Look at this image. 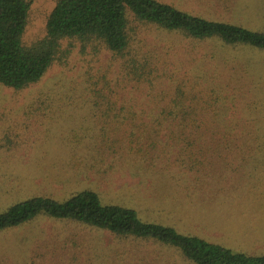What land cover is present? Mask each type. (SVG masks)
Wrapping results in <instances>:
<instances>
[{
    "label": "rangeland",
    "instance_id": "1",
    "mask_svg": "<svg viewBox=\"0 0 264 264\" xmlns=\"http://www.w3.org/2000/svg\"><path fill=\"white\" fill-rule=\"evenodd\" d=\"M55 1L29 0L23 45L44 36ZM156 1L264 32V0ZM131 43L124 58L76 45L38 83L19 92L0 84V213L33 197L64 202L90 190L142 223L264 256V50L148 26H137ZM131 56L150 57L159 79L129 82L124 65ZM103 80L121 92L110 109V98H99L98 107L86 98ZM177 85L197 98L204 128L170 133L154 125L156 112L148 116ZM0 264L194 263L151 239L37 216L0 231Z\"/></svg>",
    "mask_w": 264,
    "mask_h": 264
},
{
    "label": "trees",
    "instance_id": "2",
    "mask_svg": "<svg viewBox=\"0 0 264 264\" xmlns=\"http://www.w3.org/2000/svg\"><path fill=\"white\" fill-rule=\"evenodd\" d=\"M29 7V0H0V84L15 92L38 83L53 65L65 64L76 45L82 52L87 47H100L119 58L129 56L137 26L153 27L197 42L218 41L227 46L247 45L264 50V32L208 21L156 0H56L46 19L44 36L25 46L21 38ZM136 56L124 65L125 76L129 82L151 86L155 77L159 79L156 66L150 57ZM183 89L177 85L164 90L170 97L150 111L148 116H154V112L158 115L153 117L157 129L165 126L170 133L174 128L184 134L190 127L204 128L203 108L195 103V96L189 98ZM120 93L103 80L100 86L88 88L86 98L95 107L100 106L99 98H110V109ZM118 110L123 111L124 104ZM37 216L72 222L116 238L151 239L175 247L194 264H264V256L232 253L173 229L142 223L130 209L101 204L90 190L77 192L64 202L39 196L18 203L0 213V231L31 222Z\"/></svg>",
    "mask_w": 264,
    "mask_h": 264
}]
</instances>
